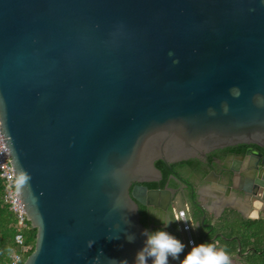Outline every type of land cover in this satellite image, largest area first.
<instances>
[{
    "label": "water",
    "instance_id": "water-1",
    "mask_svg": "<svg viewBox=\"0 0 264 264\" xmlns=\"http://www.w3.org/2000/svg\"><path fill=\"white\" fill-rule=\"evenodd\" d=\"M0 129L22 264H134L157 160L264 144V0H0Z\"/></svg>",
    "mask_w": 264,
    "mask_h": 264
},
{
    "label": "flooded vegetation",
    "instance_id": "flooded-vegetation-1",
    "mask_svg": "<svg viewBox=\"0 0 264 264\" xmlns=\"http://www.w3.org/2000/svg\"><path fill=\"white\" fill-rule=\"evenodd\" d=\"M157 166L162 171V177L139 184L147 186L148 190L168 191L169 196L159 201L161 206L139 202L141 221L146 227H166L167 231L186 243L181 222L176 220L177 202L184 204L186 219L188 211L192 223L199 225L195 228L198 237L205 231L208 234L206 240L210 242L217 236L210 234L216 232L217 220L225 209L239 212L246 218L255 217L251 219L264 215V144L225 146L206 152L201 157L169 165L163 161V166ZM199 211L202 212L200 218ZM158 217L172 222L166 226ZM187 222L191 224L188 219ZM179 255L182 259L184 252ZM169 264H180V261L170 255Z\"/></svg>",
    "mask_w": 264,
    "mask_h": 264
},
{
    "label": "trees",
    "instance_id": "trees-1",
    "mask_svg": "<svg viewBox=\"0 0 264 264\" xmlns=\"http://www.w3.org/2000/svg\"><path fill=\"white\" fill-rule=\"evenodd\" d=\"M158 164L163 166V161H156ZM201 213L199 211V218ZM214 231L210 235L217 236L212 242L217 249L223 248L228 253L229 262L264 264V215L251 219L228 208L217 220ZM36 232L37 229L32 227L29 220L23 229H18L16 214L4 200V185L0 177V264H7L14 253L21 252L23 244L30 247L23 254L25 260L35 247ZM18 233L23 236V244L16 242ZM207 235L203 231L199 236L200 242H210L206 240Z\"/></svg>",
    "mask_w": 264,
    "mask_h": 264
},
{
    "label": "clouds",
    "instance_id": "clouds-1",
    "mask_svg": "<svg viewBox=\"0 0 264 264\" xmlns=\"http://www.w3.org/2000/svg\"><path fill=\"white\" fill-rule=\"evenodd\" d=\"M132 211L137 208H132ZM158 216L157 213H152ZM167 226L172 221L163 220L162 217H158ZM180 217L177 216L176 220ZM199 225L196 223L187 224L186 227L196 228ZM142 233L146 236L144 246L136 252V258L134 264H169V256L171 255L176 260L180 261V264H229V255L223 249H217L216 245L211 242L201 241L197 243L195 240L190 241L193 245L190 251L185 252L187 244L181 240L178 236L172 234L165 228L152 229L145 227L142 229ZM135 233H129V241L135 240ZM94 243L93 240H89L88 244L91 246ZM184 252V256L181 259L180 253ZM153 259L151 262L148 257ZM99 260V257H96ZM117 264H129L127 258L118 260Z\"/></svg>",
    "mask_w": 264,
    "mask_h": 264
},
{
    "label": "built area",
    "instance_id": "built-area-1",
    "mask_svg": "<svg viewBox=\"0 0 264 264\" xmlns=\"http://www.w3.org/2000/svg\"><path fill=\"white\" fill-rule=\"evenodd\" d=\"M0 177L3 180L4 185V200L10 205V208L15 212L17 217V226L21 230L26 226L27 216L24 207L18 197V190L15 181L14 167L11 161V154L9 148L6 145L5 137L0 129ZM176 216H179V221L181 222L182 229L187 232L188 239L187 244L193 246L190 241L195 240L191 235L190 227H186L187 222L186 212L184 209L176 212ZM23 236L21 233L16 235V242L23 244ZM29 246L23 244L22 251L19 253H14L7 264H22L23 254L29 250Z\"/></svg>",
    "mask_w": 264,
    "mask_h": 264
},
{
    "label": "rangeland",
    "instance_id": "rangeland-1",
    "mask_svg": "<svg viewBox=\"0 0 264 264\" xmlns=\"http://www.w3.org/2000/svg\"><path fill=\"white\" fill-rule=\"evenodd\" d=\"M176 207H177V212H178L179 210L185 209L184 204H182V203H180V202H177V203H176ZM187 219L189 220L190 223H192L188 211H187ZM181 226H182V225H181ZM191 231H192L191 233H192V235H193L195 241H196L197 243H200V239H199V237H198V235H197V232H196L195 228H194V229L192 228ZM183 236H184V239H185V241H186V243H187L188 235H187V232H186V231H183ZM191 248H192V247L189 246V245L187 244V251H190Z\"/></svg>",
    "mask_w": 264,
    "mask_h": 264
},
{
    "label": "crops",
    "instance_id": "crops-1",
    "mask_svg": "<svg viewBox=\"0 0 264 264\" xmlns=\"http://www.w3.org/2000/svg\"><path fill=\"white\" fill-rule=\"evenodd\" d=\"M229 264H240L239 262H236V261H233V260H231L230 262H229Z\"/></svg>",
    "mask_w": 264,
    "mask_h": 264
},
{
    "label": "bare ground",
    "instance_id": "bare-ground-1",
    "mask_svg": "<svg viewBox=\"0 0 264 264\" xmlns=\"http://www.w3.org/2000/svg\"><path fill=\"white\" fill-rule=\"evenodd\" d=\"M214 204V203H213Z\"/></svg>",
    "mask_w": 264,
    "mask_h": 264
}]
</instances>
